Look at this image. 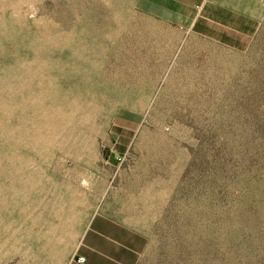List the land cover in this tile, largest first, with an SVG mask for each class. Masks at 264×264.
I'll return each mask as SVG.
<instances>
[{"label":"rangeland","instance_id":"1","mask_svg":"<svg viewBox=\"0 0 264 264\" xmlns=\"http://www.w3.org/2000/svg\"><path fill=\"white\" fill-rule=\"evenodd\" d=\"M193 1L0 0V264H264V0Z\"/></svg>","mask_w":264,"mask_h":264},{"label":"crops","instance_id":"2","mask_svg":"<svg viewBox=\"0 0 264 264\" xmlns=\"http://www.w3.org/2000/svg\"><path fill=\"white\" fill-rule=\"evenodd\" d=\"M170 1H172L173 4L175 3L180 6L190 4V0ZM213 2L220 3L224 1L197 0L195 6L198 7V4L204 6L207 3ZM210 7V4H208L207 14L210 12ZM237 20L238 23H240L236 25L235 30L226 31L227 26L223 25V32L209 36L235 47H244L247 40L253 36L254 30L252 26L244 20V17L238 15ZM136 234L134 227L128 223L123 222L120 224L107 222L106 220H103L101 216H95L67 264H125V260L131 258L127 257V245L130 241H133ZM130 251L133 250L130 249ZM81 258H84L85 262H81Z\"/></svg>","mask_w":264,"mask_h":264},{"label":"built area","instance_id":"3","mask_svg":"<svg viewBox=\"0 0 264 264\" xmlns=\"http://www.w3.org/2000/svg\"><path fill=\"white\" fill-rule=\"evenodd\" d=\"M80 261H81V262H85L84 258H81Z\"/></svg>","mask_w":264,"mask_h":264}]
</instances>
